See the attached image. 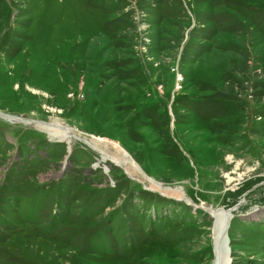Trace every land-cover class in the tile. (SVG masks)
<instances>
[{"label":"rangeland","instance_id":"374dc122","mask_svg":"<svg viewBox=\"0 0 264 264\" xmlns=\"http://www.w3.org/2000/svg\"><path fill=\"white\" fill-rule=\"evenodd\" d=\"M0 114V264H264V0H0Z\"/></svg>","mask_w":264,"mask_h":264},{"label":"bare ground","instance_id":"6f19581e","mask_svg":"<svg viewBox=\"0 0 264 264\" xmlns=\"http://www.w3.org/2000/svg\"><path fill=\"white\" fill-rule=\"evenodd\" d=\"M0 118L1 119H4L5 121H8L9 123L10 122L11 123L12 122H17V123L20 122L22 124L34 126L37 130L47 131L48 132V137L53 138L54 140H59V141L65 142L68 145L71 144L73 138L75 140L77 138V135L74 136V134H73V132H72L71 129H68V127L63 126V125H61L60 123H58L56 121H53L51 123L29 122L28 120L27 121L26 120L24 121V120H22L20 118L11 117V116H7V115H3V114H0ZM91 139L93 141L94 140L95 141H100V142L105 141V140L100 139V138H93V137H91ZM81 140L83 141V143L85 145H87L91 149H93L95 151L97 150L96 147L94 146V143L91 142L90 140H86L85 137L83 139H81ZM99 154H100L101 160L98 161V166L103 165V162H111L112 165L114 164V165H116V166H118L120 168H123L127 164H129L133 168V170L136 171L137 174L139 173L138 168H136L137 166L133 165V163L131 161H129L128 159H125V158L124 159H121V158H119V159L118 158H112L110 156H107L103 152H100ZM124 170L127 171L126 170V167H125ZM145 180L148 181L149 183H152V181L150 179H148V178H146ZM177 191L182 196V193L180 192V190L177 189ZM206 210L214 218L215 223H216V225L218 227V232L221 233L220 236H218L217 243H216V262H215V264H224V262H225L224 260H225V244H226L225 242H226V237L223 236V232L225 230V227H226V224H227L229 218L232 217L233 214L231 216H229V212H227L226 210L225 211L224 210H221V209L214 210L211 207L210 208L207 207ZM222 236L224 237V239H223ZM226 251H227V248H226ZM227 259H228V264H229V260L230 259L228 258V254H227Z\"/></svg>","mask_w":264,"mask_h":264},{"label":"trees","instance_id":"16d2710c","mask_svg":"<svg viewBox=\"0 0 264 264\" xmlns=\"http://www.w3.org/2000/svg\"><path fill=\"white\" fill-rule=\"evenodd\" d=\"M237 89V85L236 84H232V86L230 87V90L228 91L230 95H232L234 93V90ZM155 207H158V203L156 204ZM154 213V212H153ZM60 215V212L58 213ZM150 215V213H149ZM152 215V214H151ZM129 239V237H126V241ZM130 245H132V242L129 243ZM134 246V245H133Z\"/></svg>","mask_w":264,"mask_h":264},{"label":"water","instance_id":"95a60500","mask_svg":"<svg viewBox=\"0 0 264 264\" xmlns=\"http://www.w3.org/2000/svg\"><path fill=\"white\" fill-rule=\"evenodd\" d=\"M237 206H238V205H235V206H233V207H230V208L227 209L226 211H227V212H233V211L237 208ZM223 236L226 237V236H225V231H224V233H223ZM223 236H222V237H223Z\"/></svg>","mask_w":264,"mask_h":264}]
</instances>
